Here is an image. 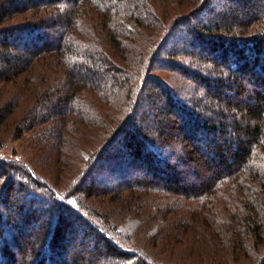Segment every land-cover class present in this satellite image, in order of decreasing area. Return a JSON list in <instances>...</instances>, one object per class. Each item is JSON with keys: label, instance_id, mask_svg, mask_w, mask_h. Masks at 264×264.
Segmentation results:
<instances>
[{"label": "trees", "instance_id": "1", "mask_svg": "<svg viewBox=\"0 0 264 264\" xmlns=\"http://www.w3.org/2000/svg\"><path fill=\"white\" fill-rule=\"evenodd\" d=\"M216 1L0 0L8 143L100 140L57 185L0 139V264H264V0Z\"/></svg>", "mask_w": 264, "mask_h": 264}, {"label": "rangeland", "instance_id": "2", "mask_svg": "<svg viewBox=\"0 0 264 264\" xmlns=\"http://www.w3.org/2000/svg\"><path fill=\"white\" fill-rule=\"evenodd\" d=\"M225 3V2H224ZM224 3H221V5H224ZM214 7L217 8V10L220 11V0L216 1V4L214 5ZM171 46L168 45L166 49H170ZM188 50H192L191 47L188 48ZM195 73V72H194ZM167 75H169L168 72H164V73H159L157 74L158 77H160L161 79L165 80V77H167ZM172 76H174V74H172ZM9 94L11 95L10 97ZM20 93L18 92L17 86H14L10 89H3L2 87H0V104H2L1 102H6V101H10L13 97L16 98V96L18 97ZM8 99V100H6ZM17 99V98H16ZM15 99V100H16ZM27 99V103L30 104L31 100ZM23 105V108L19 109L18 111H16L14 118L12 119V121L10 122H14V123H8V125H10V130H7V128L5 126L0 128V139L1 141H9V137L11 135V133H13V129L15 127V125H17L18 123H20L24 118L25 115H27L28 113V107L25 104H23L24 102H21ZM112 106L116 107V104L114 103V105H109L107 104L105 109H112L113 111L116 110L115 113H122L123 109L122 108H114ZM103 108V107H102ZM26 109V110H25ZM43 109V108H42ZM41 109V110H42ZM25 110V111H24ZM103 113V112H102ZM17 122V123H16ZM149 122V121H148ZM15 124V125H14ZM6 125V124H5ZM96 127V126H95ZM48 128L51 130L52 126H48ZM90 129V131H93L94 127L88 128ZM96 130V129H94ZM82 132V131H81ZM88 134H90V132H87ZM34 131L31 130L29 133L25 134V140H23L22 142H18V143H14L12 144L11 142L6 144H9L6 147V153L10 156L13 157H21L23 160H25L26 162H28L31 166H33L36 171L41 174L42 176L46 177L47 179H49L52 183L54 184H61L62 180L68 175V172L72 175H76L78 174V170L80 169V166H78L79 162L82 160L84 161V159H87L89 157V152H92L94 150V148L96 146L99 145L100 140L96 137V134H99V132L96 130L94 137H90L88 134L87 136H83L84 134L81 135V133H79L78 137L74 135L75 138V143L72 142V144L75 145H71L68 144L67 147L63 150L62 154H60L59 157V161L62 162V164H58L59 162H57L58 158H56V160H54L55 158H53L50 154V152H54V150L51 148V150H47V141H45L44 139L41 140H37V136H34ZM85 137V138H84ZM79 139L78 141L80 143H84V147H80L81 149L75 152L76 149H74L77 146V139ZM70 140H73V137H70ZM69 140V142H70ZM72 147V148H71ZM88 147V148H87ZM63 156V157H61ZM129 165V164H126ZM66 167L67 171L66 173H63V167ZM62 172V173H61ZM108 171L101 173L98 177L96 176V179H102V178H106L110 179V176H107ZM129 173H131V171H129ZM72 177V176H71ZM112 180V179H111ZM57 184V185H58ZM116 206V205H115ZM118 209V208H116ZM140 224V220L138 218H134V217H127L126 221L124 222L123 226H121L120 231L126 232V233H132L134 230H136V228L139 226ZM158 229V227H155L151 233H154L156 230Z\"/></svg>", "mask_w": 264, "mask_h": 264}]
</instances>
